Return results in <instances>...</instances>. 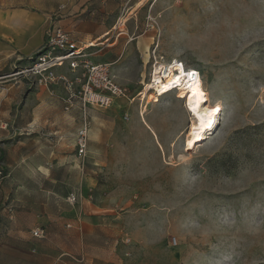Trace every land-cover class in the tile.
Masks as SVG:
<instances>
[{
    "label": "rangeland",
    "instance_id": "rangeland-1",
    "mask_svg": "<svg viewBox=\"0 0 264 264\" xmlns=\"http://www.w3.org/2000/svg\"><path fill=\"white\" fill-rule=\"evenodd\" d=\"M91 2L0 0V32L17 8L89 17L96 9ZM112 12L113 27L122 16L128 21L113 28L105 46L116 41L123 57L110 63L106 48L90 51L111 64L129 99L95 107L85 157L63 112H45L36 125L22 115L30 108L27 97L63 98L60 89L66 92L55 85L51 94L36 76L17 75L38 50L0 56V234L6 256L18 248L37 255L33 242L13 234L36 216L63 211L81 219L77 225L84 231L67 226L66 247L52 264H264V0H112ZM139 39L150 47L145 58L137 53ZM156 43L164 59L199 69L202 87L223 105L214 129L191 151L185 147L191 116L184 92L144 102ZM143 104L149 126L140 115ZM71 157L81 169L62 166L51 182L42 167ZM79 172L89 181L83 189ZM74 188L82 194L70 202ZM37 227L45 229L38 242L49 234L44 222Z\"/></svg>",
    "mask_w": 264,
    "mask_h": 264
},
{
    "label": "crops",
    "instance_id": "crops-1",
    "mask_svg": "<svg viewBox=\"0 0 264 264\" xmlns=\"http://www.w3.org/2000/svg\"><path fill=\"white\" fill-rule=\"evenodd\" d=\"M96 9H92L89 17L83 16L78 17V15H73L69 17H64L63 15L53 17L52 9L48 11H40V10H32L27 8H17L15 9L10 16H6V22L4 23V27L2 32H0V56L1 58H6V55L15 54V56L19 57H27L37 50H39L46 41V32L53 26H61L65 28L67 31L72 33L74 39H76L79 43H87L96 40V44H93L95 47H99L97 51L107 49V51L103 54L108 62L112 63L117 62L121 57H123L124 53L122 48L119 47V44L116 41H110L109 43L112 46H105L106 41L109 40L112 35L113 30V21H112V0H94L90 4H94ZM89 3L85 5V8L82 9V13L88 9ZM94 6V7H95ZM62 7H65L62 4ZM8 22V23H7ZM111 35V36H110ZM132 39V38H131ZM147 40L139 39L136 42L138 51L133 49L129 52V56H132L135 51L142 57L145 58L147 56V51L149 50V45H146ZM93 48V47H92ZM133 52V53H131ZM96 57L99 56L97 53ZM94 55H92V60L95 62H107L105 60L96 59ZM113 58V59H112ZM59 71H65V68L58 69ZM118 70V69H116ZM117 75V74H116ZM118 78L120 76L117 75ZM43 88L47 89L51 94L55 93V90H50L43 86ZM62 88V87H61ZM62 90L60 97H33L29 96L25 100V105L27 106L28 113L25 111L22 113L25 117L28 118V121L31 122V125H36V121L42 116L45 112H63L62 115L66 116L69 122H71V128L76 130L74 132L75 136L77 133L76 126H78L83 119V110L79 103H75L73 106H69L68 103L64 101L66 92L64 89ZM65 106H68L67 109H64ZM27 108L25 110H27ZM34 109V113L32 112ZM95 108H89V116L93 119V113ZM34 127V126H33ZM75 128V129H74ZM76 145V142H75ZM75 158H69L62 161H53L51 167H42L45 170L47 177L51 178V182L56 181V169L61 168L62 166H66V168L74 169L76 166L80 168V164ZM75 165V166H74ZM81 169V168H80ZM81 171V170H80ZM82 173V172H81ZM79 172L77 176V183L80 184V189H83L85 184H88V178ZM71 194H77L81 196V191L79 189H70ZM69 193V194H70ZM88 211H93L89 210ZM69 214L63 211H55L53 213L44 214L43 218H38L36 216L34 219L29 220V225L24 226L23 229L19 231L18 234H13L18 239H26L31 243L35 244L38 249L37 255H32L30 253V248H18L15 250L10 256H6L5 253V235L0 234V264H6L5 262L8 259L14 260L15 264H52L55 262L56 258L60 254L62 250L65 249V244L62 242V234H67L69 232L68 227L72 228L71 232H83L84 226L77 225L78 220L73 219L75 215H71L72 218H69ZM44 222L46 226V230L48 232L47 238H40L42 240L37 242V237L32 235V230L37 227L38 222ZM85 222L87 219L84 220ZM72 222V223H71ZM67 224V225H66ZM77 225V226H76ZM79 227V228H76ZM78 230H76V229ZM43 229V228H42ZM45 230V229H44ZM53 234H57V236H53ZM60 234V236H59ZM3 249V250H2Z\"/></svg>",
    "mask_w": 264,
    "mask_h": 264
},
{
    "label": "built area",
    "instance_id": "built-area-1",
    "mask_svg": "<svg viewBox=\"0 0 264 264\" xmlns=\"http://www.w3.org/2000/svg\"><path fill=\"white\" fill-rule=\"evenodd\" d=\"M87 45L88 42L79 43L65 28L53 26L47 30L46 41L30 64L21 69V72L36 76L39 85L50 90L55 85H63L66 90L64 101L69 106L75 103L81 105L84 123L76 134V146L81 157H85L88 151L89 108H108L117 99H129L128 88L117 81L111 64L93 61L90 49L94 46ZM157 48L156 43L151 49L148 79L145 84L147 91H158V87L166 82H171L173 87H177L173 90H176L188 79L192 81L203 78L199 69L187 66L179 58L164 59ZM60 68H65V71H59ZM76 199L77 195L74 193L68 196L70 202H75ZM33 234L36 237L45 235L41 227L35 228Z\"/></svg>",
    "mask_w": 264,
    "mask_h": 264
},
{
    "label": "bare ground",
    "instance_id": "bare-ground-1",
    "mask_svg": "<svg viewBox=\"0 0 264 264\" xmlns=\"http://www.w3.org/2000/svg\"><path fill=\"white\" fill-rule=\"evenodd\" d=\"M139 7H141L142 3H137ZM128 18L126 16H122L119 18L114 28L118 26H125ZM93 45L92 42H88L87 46ZM23 69V68H22ZM17 75L24 74L25 71L17 72ZM116 78L117 75L115 74ZM202 77L190 80L188 79L185 84L181 83L182 86L179 89L173 90L171 82L164 83L161 87H158V91L155 92H145V100L144 102L149 105L151 102L159 103L161 98H163L166 94L172 92H184L180 95L184 98V108L191 116V125L189 126V130L187 131V137L185 140V147L188 151L193 150L198 143L203 141L208 134L214 129L216 126L218 117L221 115L223 110L222 102L219 98H213L211 92L204 89L202 87ZM154 93V99H152ZM142 105L140 115L142 116V120L145 121L148 126L149 123L145 118V108ZM147 109V108H146ZM151 126V125H150Z\"/></svg>",
    "mask_w": 264,
    "mask_h": 264
},
{
    "label": "snow or ice",
    "instance_id": "snow-or-ice-1",
    "mask_svg": "<svg viewBox=\"0 0 264 264\" xmlns=\"http://www.w3.org/2000/svg\"><path fill=\"white\" fill-rule=\"evenodd\" d=\"M194 75V74H193Z\"/></svg>",
    "mask_w": 264,
    "mask_h": 264
}]
</instances>
